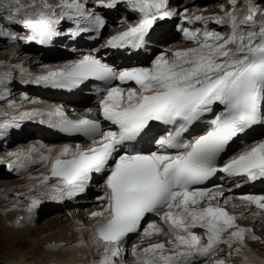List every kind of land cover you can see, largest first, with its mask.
<instances>
[{
  "label": "snow or ice",
  "instance_id": "snow-or-ice-1",
  "mask_svg": "<svg viewBox=\"0 0 264 264\" xmlns=\"http://www.w3.org/2000/svg\"><path fill=\"white\" fill-rule=\"evenodd\" d=\"M229 3L231 9L220 6L223 15L206 16L173 7L170 0H0V39L13 47L51 46L62 37L102 40L86 52L72 48L76 58L42 64L40 73L23 63L4 65L11 70L0 74V100L16 114L4 113L0 138L24 121L38 120L84 140L58 150L37 142L5 153L10 172L37 181L27 186L28 194H15L17 206L27 203V215L15 221L16 227L34 221L44 197L74 200L100 176L99 210L88 214L94 221L91 244L100 257L93 264H208L222 246L239 254L248 240L261 239L252 227L237 223L244 214H232L226 206L235 209L232 202L239 200L248 215L264 218V192L226 196L223 184L207 186L218 173L236 188L264 183V133L248 135L256 126L264 127V0H244L247 13L242 17L239 0ZM120 9L124 14L116 25L121 30L105 37V29L112 27L105 13ZM176 17L183 42L194 46L164 48L147 66L107 62L102 49L148 52L158 23ZM13 70L23 85L71 92L90 84L95 107L71 115L63 105L19 111L23 102L10 98ZM23 101L39 103L27 93ZM35 166L48 168L47 174L32 176ZM41 188L46 191L39 192ZM77 224L78 231L85 227ZM130 234L139 235L141 242L167 239L128 249ZM75 246L70 241L47 245ZM129 253L130 261L125 258Z\"/></svg>",
  "mask_w": 264,
  "mask_h": 264
},
{
  "label": "bare ground",
  "instance_id": "bare-ground-1",
  "mask_svg": "<svg viewBox=\"0 0 264 264\" xmlns=\"http://www.w3.org/2000/svg\"><path fill=\"white\" fill-rule=\"evenodd\" d=\"M171 1L173 3L174 0H171ZM169 20H171V19H167L166 21H169ZM172 42H176V40L172 41ZM183 45H184V47L194 46V45H191V44H183ZM21 50H24V48H19V49L13 50V52H15L14 56L16 54H18V51H21ZM83 51H88V48L86 50L84 49ZM5 58H7V60ZM2 59H5L7 61L6 64L11 65V63L9 62L11 59L6 57V55H4V58L0 59V62L2 61ZM64 62L65 61H61V62L56 61L54 63L47 62V63H43V64L58 65V64H62ZM4 65H1L0 68H5ZM41 65L42 64H40V59L37 62L34 61V63H31V62H29L27 60L26 64H24L25 67L30 68L34 73H40L42 71ZM8 70H11V69L8 68ZM8 70H6V71H8ZM13 71L15 72V71H18V70H13ZM28 86L31 88V84H28ZM49 103H50V107H53V106H56V105H60V103H58V102H49ZM32 107H37V108H41V109L47 108L46 104H34V105H32ZM80 108H81V114H82L88 107H87V105L82 103ZM25 109L26 108L23 107V108L19 109V111H24ZM5 112H7L9 114V116L16 114V110L15 109H10L8 107L7 103L6 104H1L0 103V120L3 119ZM37 142H42V143H44L46 145L54 146L57 150L59 149L60 146H62L65 143H83L81 140L72 141V140H67V139H61V140H56V141H53V142H46L44 140L38 139V140L32 141V142H30L29 144H26V145L23 144V142H20L19 144L9 145V146H5V147L0 146V150L2 149L4 151V150H7V148L12 147V146L13 147L8 149V150L16 151L18 149H27L30 145L36 144ZM0 158H1L0 162L5 164V165H6L7 161L10 159L5 154L4 155H0ZM3 164L0 165V166H3ZM47 172H48V168L41 167V166H35L31 170V175L34 176V177H39V176H41L42 173L43 174H47ZM3 175H6V176H17V174L15 172H10L8 169L5 170V173ZM20 176H21V179L19 180V182L17 184H12L10 186L8 185L7 187L4 186L3 189H2V192L0 193V200L3 197V195L5 197L4 204L2 206L0 205V222L1 223H5V220H8L10 218L15 219L17 217L20 218L21 216L27 215V213L25 211V209L27 207V203H22V204H19L17 206V197L16 196H13V197L11 196L12 198H9L8 195H9V193H14V195H15L18 192H23V193L28 194L27 193V186L30 185V184H35V183H37V181L36 180H29L27 176H22V175H20ZM97 178L102 180V177H100V176H98ZM95 181L96 180H94L93 182H95ZM38 191L39 192H44V191H46V189L41 188ZM225 195H232V194H230L228 191H225ZM45 198H47V197H44V199ZM67 203H68V201L57 202L55 204V207L59 208V210H60V207L62 205H64V204H67ZM234 203H236L238 205L240 210H230L229 209V205H227L226 208H227V210L229 212H231L232 214H235L237 216H241V214H244V217H246V218L242 217V218L238 219L237 223L239 225L244 226V227H252L254 229V226H255L256 222L257 221H260V222L262 221L263 218H253L252 216L248 215V211L249 210L247 208H245L241 204V202L240 203L234 202ZM42 204H45V206L48 209H53V208L50 207L51 203L48 200H43ZM92 204H96V203L92 201ZM72 211H74V210H72ZM79 211H76V212H79ZM85 213L87 215V212H85ZM73 217L74 218H69L67 220L66 224L64 225L65 229H61L58 226L56 228V230L54 232H52L48 228L49 230H46V231L43 230L42 232L39 233V235H41V239H50V240H52L53 242H55V245H59V244H62L64 242H69L70 241V242H72L73 244L76 245L75 247L60 248V249H57L55 247H53V248H43L42 252H39V248L34 244L32 246V251H27L25 253L23 252V254H21L20 259L23 262V264H35V263H40V264H93L94 261H97L95 247L91 244V240H90V236H91L90 232L88 233L87 236H85L83 233H81V235H79L77 238L75 237L77 235L76 233L69 232L71 227H72V229L77 228L75 226V224H77V222L85 223V221H84V219H85L84 217L85 216L82 217V216L76 214ZM261 223H264V222H261ZM89 224H91V223H87V225H89ZM12 227H16L15 222L9 224V226H7V229L8 228L12 229ZM262 230H263V228H262ZM73 231L75 232V230H73ZM196 231L199 233L201 230L197 229ZM263 232H264V230H263ZM34 233H35L34 230L29 229L28 231L16 232L14 235H17V236L33 235ZM73 238H75V239H73ZM81 238L84 241H86V243L80 244L79 241H80ZM166 239H167L166 236H156V237H153L151 241H149L148 239H144L143 242H141V237H140V241L138 243H140V246L144 247V246H147V244L149 242L163 241V240H166ZM260 241H262V238L260 239ZM48 242L50 243L51 241H48ZM203 242L206 243V239ZM253 242L254 241H252V240H248L247 241L248 247L245 250H243L242 252H240L241 255L242 254H246L247 259H248L246 263H241V264H253L254 263V255L251 252V248H250V247H252L251 244ZM225 247L227 248V246H225ZM254 252H256V251L254 250ZM32 253L33 254L38 253V256L37 257L36 256L32 257L31 256ZM216 255H219V252ZM39 256L43 257L45 260H43L41 258L42 261L38 262L36 260V258H38ZM221 259H223V258H214V257H212L210 260H208V264H215V261L221 260ZM223 260H224L225 264L227 262H230V263H233V264H238L236 262L228 261L226 259H223Z\"/></svg>",
  "mask_w": 264,
  "mask_h": 264
},
{
  "label": "rangeland",
  "instance_id": "rangeland-1",
  "mask_svg": "<svg viewBox=\"0 0 264 264\" xmlns=\"http://www.w3.org/2000/svg\"><path fill=\"white\" fill-rule=\"evenodd\" d=\"M217 0H195V6H199V10H203V7H205L206 5H209V6H212L215 4ZM223 2L225 3H229V0H222ZM257 2H260V0H257ZM199 3V4H198ZM241 3H244V0H239V3H238V7ZM175 4V7L177 8H180L182 9L183 7H188V8H191L193 7V4L190 3L188 0H176L174 2ZM220 7V6H219ZM227 7H229V5H227ZM197 10V9H196ZM199 10H197V14H206V13H202L200 12ZM240 13V16H244L246 13H247V10L246 9H243L242 11L239 12ZM257 19L259 20L260 17L258 16ZM1 22V20H0ZM116 28H119V27H116ZM14 31H17L19 32V34H22V30H16L15 28L13 29ZM114 31H116V29H114ZM110 33V32H109ZM105 34L104 36H108V34ZM2 43L3 40L0 39V52H3V50L1 49L2 48ZM173 43V44H172ZM182 45V46H181ZM184 47V45L181 43L180 44V41L179 40H176V42H170L166 45V48H182ZM4 48V47H3ZM6 48H15V47H6ZM19 48H24V50H21V51H18V54H15V52H13V49H7L6 51V57H8L9 59H11L9 62L11 64H19V63H23V64H26V61L28 60L29 62L31 63H34L37 62V58L34 57V54L33 53H30L28 52L27 54H21V52H27V50L25 48H27V46L23 43H21L19 45ZM28 49V48H27ZM39 53V52H38ZM26 57V58H25ZM25 58V59H24ZM7 60V58H5ZM5 59H2V61L0 62V66L1 65H4L6 64V60ZM8 62V63H9ZM54 63V62H52ZM6 70H8V68H0V74H2L3 72H5ZM4 152L3 150L0 152L2 153ZM1 159V158H0ZM3 163L0 162V165H2ZM5 166V164H3ZM6 167V166H5ZM7 170V169H6ZM12 175V174H11ZM6 176V175H4ZM0 179H2L1 175H0ZM19 181L17 182H12V183H9L8 185H12V184H17ZM8 185H6L5 187H7ZM2 188H0V193L2 192ZM9 198H12L14 195L13 193V196L11 197L10 196V193H9ZM4 200H5V197L3 195V197L1 198L0 200V205L2 206L4 204ZM62 210H56V209H48V210H45V211H39V218H38V221L36 222L35 224V220H36V216H35V219L34 221L31 223V224H28L27 226L23 227V228H18V227H12L11 228H8L7 229V226H9V224L15 222L17 218L13 219V218H10L8 220H5V223H1L0 222V235H3V234H6L7 235V239H12L13 237H17V238H21V240H18L14 246H17L16 249H12V250H7L9 244L6 242V238L5 237H1V241L4 242V245H0V248H1V252L5 255V260H8L9 262L12 260L9 256V253L8 252H11V253H14L16 255H18L19 259H20V256L21 254H23V252H27V251H32V246L35 244L38 248H39V252H42V249L43 248H48L47 247V244L48 245H55V242H53L52 240L50 239H41V235H39L40 232H42L43 230L46 231V230H49L54 232L56 230V228L59 226L61 229H65L64 225L66 224L67 220L68 219H65L64 218V212H61ZM82 211V213L84 214V216L86 217V213L84 210H80ZM79 211V212H80ZM37 214V213H36ZM57 215V216H56ZM75 212L73 213V216H75ZM82 216V217H84ZM84 217V218H85ZM261 222H264L263 219ZM58 224V225H57ZM261 227L263 228L264 230V223H261ZM49 228V229H48ZM7 229V230H6ZM29 229L31 230H34L35 233L33 235H21V236H17V235H14L16 232H21V231H28ZM6 230V231H5ZM9 230V231H8ZM262 230V234L261 235H258L259 237L263 238L262 241L260 240H257V241H254L251 245L252 247L254 248L255 245L258 244V242L260 243H264V232ZM37 232V233H36ZM47 240V241H46ZM46 243H45V242ZM48 241H51L50 243ZM35 242V243H34ZM37 242V243H36ZM41 242V243H40ZM137 244H140V243H137ZM235 247V246H234ZM251 248V252L253 253L254 252V249ZM228 248V247H227ZM249 248V249H250ZM229 249V248H228ZM7 250V251H6ZM232 250V249H230ZM233 251V250H232ZM234 252V251H233ZM235 253V252H234ZM237 254V253H235ZM237 255H241V253L237 254ZM254 255V254H253ZM32 257H37L38 256V253H35V254H31ZM45 260L43 257L39 256L38 258H36V260L38 262H41L42 259ZM130 260L132 259L131 257L129 258ZM14 261V260H13ZM21 261V259H20ZM250 261V260H249ZM21 263H23L21 261ZM1 264H6V262H3ZM13 264V263H12ZM226 264H233V263H230V262H227Z\"/></svg>",
  "mask_w": 264,
  "mask_h": 264
}]
</instances>
